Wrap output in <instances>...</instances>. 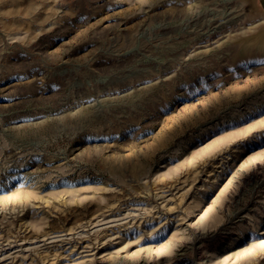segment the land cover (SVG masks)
I'll list each match as a JSON object with an SVG mask.
<instances>
[{"label": "rangeland", "instance_id": "obj_1", "mask_svg": "<svg viewBox=\"0 0 264 264\" xmlns=\"http://www.w3.org/2000/svg\"><path fill=\"white\" fill-rule=\"evenodd\" d=\"M0 264H264V0H0Z\"/></svg>", "mask_w": 264, "mask_h": 264}, {"label": "bare ground", "instance_id": "obj_2", "mask_svg": "<svg viewBox=\"0 0 264 264\" xmlns=\"http://www.w3.org/2000/svg\"><path fill=\"white\" fill-rule=\"evenodd\" d=\"M99 223V222H98ZM95 224V223H94ZM58 238V237H57ZM10 244H12V243H10ZM22 245V244H21ZM20 247V246H19ZM23 248V247H22ZM4 255V254H3ZM8 255V254H7Z\"/></svg>", "mask_w": 264, "mask_h": 264}]
</instances>
